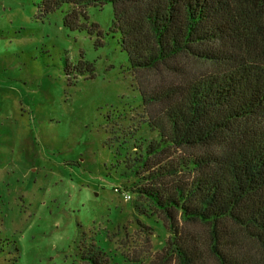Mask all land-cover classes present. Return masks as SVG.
<instances>
[{"label":"trees","instance_id":"obj_1","mask_svg":"<svg viewBox=\"0 0 264 264\" xmlns=\"http://www.w3.org/2000/svg\"><path fill=\"white\" fill-rule=\"evenodd\" d=\"M108 3L107 34L157 136L125 153L108 144L105 174L169 230L162 263L264 264V0H40L38 10L64 8L65 26L101 37L88 9ZM90 67L76 65L94 77ZM101 254L82 257L103 264Z\"/></svg>","mask_w":264,"mask_h":264},{"label":"rangeland","instance_id":"obj_2","mask_svg":"<svg viewBox=\"0 0 264 264\" xmlns=\"http://www.w3.org/2000/svg\"><path fill=\"white\" fill-rule=\"evenodd\" d=\"M39 1L0 0V264H90L96 250L103 264H168L161 218L105 174L113 149L157 136L107 34L112 4L88 9L98 37L65 26L64 8L41 17Z\"/></svg>","mask_w":264,"mask_h":264},{"label":"built area","instance_id":"obj_3","mask_svg":"<svg viewBox=\"0 0 264 264\" xmlns=\"http://www.w3.org/2000/svg\"><path fill=\"white\" fill-rule=\"evenodd\" d=\"M125 196H126V198H130L131 197L130 194H126Z\"/></svg>","mask_w":264,"mask_h":264}]
</instances>
